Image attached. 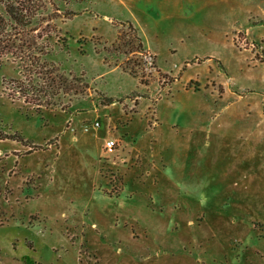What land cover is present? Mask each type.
<instances>
[{"label":"rangeland","instance_id":"rangeland-1","mask_svg":"<svg viewBox=\"0 0 264 264\" xmlns=\"http://www.w3.org/2000/svg\"><path fill=\"white\" fill-rule=\"evenodd\" d=\"M38 1L89 89L36 113L0 66V264H264V0Z\"/></svg>","mask_w":264,"mask_h":264},{"label":"trees","instance_id":"trees-1","mask_svg":"<svg viewBox=\"0 0 264 264\" xmlns=\"http://www.w3.org/2000/svg\"><path fill=\"white\" fill-rule=\"evenodd\" d=\"M38 0H0L3 12L0 14V66L10 62L15 63L20 68L21 79L11 81L14 86L12 91L6 96L9 100H22L24 104L31 106L39 113L40 109L51 110L59 108L65 110L62 104V97H67L68 102L71 98L85 94L89 85L81 77L65 75L54 64H46L42 58L48 55V41L54 29L50 23L54 18L38 19L36 13L39 6ZM55 17L59 11L54 12ZM73 17L71 12L65 16ZM36 18V19H35ZM130 32V39H126V33L120 32L117 42L126 48L124 56H141L146 59L145 63L149 68L158 71L155 56L147 53L143 48V43L137 30L127 22ZM117 46V45H116ZM117 49L119 50L120 47ZM260 62L264 63V50L260 51ZM137 61H132V67H118L122 72L138 79L139 84H146L141 73L140 77L133 66H139ZM4 89V88H3ZM15 94V95H13ZM16 96V97H15ZM102 105H110L116 100L104 98ZM32 148L29 152L33 151Z\"/></svg>","mask_w":264,"mask_h":264},{"label":"built area","instance_id":"built-area-1","mask_svg":"<svg viewBox=\"0 0 264 264\" xmlns=\"http://www.w3.org/2000/svg\"><path fill=\"white\" fill-rule=\"evenodd\" d=\"M99 127V123L97 121H95V123H93V126H91L92 129H96ZM114 147V143L112 141H108L105 144V150L107 151H111Z\"/></svg>","mask_w":264,"mask_h":264},{"label":"crops","instance_id":"crops-1","mask_svg":"<svg viewBox=\"0 0 264 264\" xmlns=\"http://www.w3.org/2000/svg\"><path fill=\"white\" fill-rule=\"evenodd\" d=\"M114 105H115V102H113V103L110 104V105L104 106V107H112V106H114Z\"/></svg>","mask_w":264,"mask_h":264}]
</instances>
